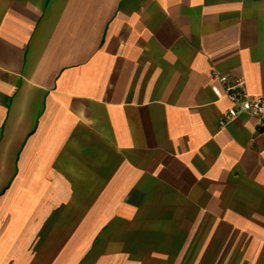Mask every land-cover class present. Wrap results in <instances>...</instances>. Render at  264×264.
<instances>
[{"label":"crops","instance_id":"0c3cea01","mask_svg":"<svg viewBox=\"0 0 264 264\" xmlns=\"http://www.w3.org/2000/svg\"><path fill=\"white\" fill-rule=\"evenodd\" d=\"M264 0H0V264H264Z\"/></svg>","mask_w":264,"mask_h":264},{"label":"built area","instance_id":"2783aa9c","mask_svg":"<svg viewBox=\"0 0 264 264\" xmlns=\"http://www.w3.org/2000/svg\"><path fill=\"white\" fill-rule=\"evenodd\" d=\"M212 77L219 82L223 97L229 102L223 114V122H229L241 114H249L264 124V94L250 95L241 77L228 79L217 71L212 73Z\"/></svg>","mask_w":264,"mask_h":264}]
</instances>
